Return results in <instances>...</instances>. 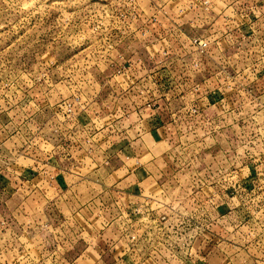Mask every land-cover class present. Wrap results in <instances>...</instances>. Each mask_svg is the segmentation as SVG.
<instances>
[{
  "label": "rangeland",
  "instance_id": "obj_1",
  "mask_svg": "<svg viewBox=\"0 0 264 264\" xmlns=\"http://www.w3.org/2000/svg\"><path fill=\"white\" fill-rule=\"evenodd\" d=\"M120 106L156 183L123 198L71 175ZM0 264H264V0H0Z\"/></svg>",
  "mask_w": 264,
  "mask_h": 264
},
{
  "label": "crops",
  "instance_id": "obj_2",
  "mask_svg": "<svg viewBox=\"0 0 264 264\" xmlns=\"http://www.w3.org/2000/svg\"><path fill=\"white\" fill-rule=\"evenodd\" d=\"M98 99V97H97ZM96 101L91 102L92 104H95ZM120 113L118 114L117 118L115 116H112L111 120H115L114 123H111V120L109 121H105V119L107 120V118H109L110 116H105L106 118L101 119L102 123H100V125H98L96 127L97 130H99L101 132V136H105L107 131H113V139L114 142L110 143L111 140H108L110 144L108 145H112V148L114 151L117 150L116 156L120 157L119 159L115 158L112 160L109 159L107 160L106 158V154H104L105 148H106V143H105V139H103L102 141L98 142V145H101V148L99 149V153L100 156L97 155V157L95 156V160H86L84 159V157L82 155H79V161H73V164H77V168L80 169H76L74 170V172L71 173V175H75V176H82L84 171H82L85 168H90L92 170H98L100 167H104L106 165V162H109V165H112L115 169L112 173V179L114 180V184H117L118 187L116 188L115 192H118L120 197H125V196H129L131 195V193L133 192V190H136V192H144V193H148V192H152L153 191V186L156 184H154V161H152V157L149 159H146L145 156H142V154H139V158L137 157V154H135V150L134 147L136 148V145H134L133 143H136L135 140H131L130 138V131L134 130L133 126H123L120 124L122 118L121 116L124 114V111L121 109L120 106ZM121 118V119H120ZM107 122V123H106ZM98 131V132H99ZM145 131V130H144ZM156 130H149L148 132L145 131L144 134L146 135H152V132H155ZM97 132V133H98ZM143 132V131H142ZM132 133V132H131ZM108 134V132H107ZM126 137V141H123V138ZM87 145L80 143L77 145L76 150L74 151L76 153V151L78 153L81 154V152L79 151H85L87 152L84 148H86ZM144 148L147 149V145H144ZM111 148H107V150H110ZM137 151H139L140 149L136 148ZM143 149V146L141 147V150ZM90 150V149H88ZM151 150L148 148V151ZM129 152L131 154H135L137 159L135 158L134 155L132 156H127L125 157L124 155ZM145 152V151H144ZM91 155V154H90ZM93 156V155H91ZM94 157V156H93ZM157 160H155L156 162ZM72 164V165H73ZM51 167V166H50ZM53 171V170H52ZM41 175V174H40ZM42 177V175H41ZM39 178L36 176L33 177H29L27 176V178H29L28 180H24L22 179V182H24V185H26L25 183L28 181L30 182V180L32 181H39V183H36V185L34 187V192H38L41 193L43 192V188L44 185H46L47 187L51 186V189L55 188V187H61L64 190V194H67L69 188L67 187V181L65 180L66 178H68V176L61 174V172L59 171H53L51 173V170L47 171L46 177L44 178ZM100 186H104L105 184V176L102 177H97V180L94 182ZM67 185V186H66ZM116 185V186H117ZM31 186V189L33 188ZM138 188V189H136ZM22 191V193H27L26 189H22L20 188ZM53 190L49 191V193H52ZM124 194V195H122ZM134 196V195H133ZM135 197V196H134Z\"/></svg>",
  "mask_w": 264,
  "mask_h": 264
},
{
  "label": "built area",
  "instance_id": "obj_3",
  "mask_svg": "<svg viewBox=\"0 0 264 264\" xmlns=\"http://www.w3.org/2000/svg\"><path fill=\"white\" fill-rule=\"evenodd\" d=\"M191 43L194 49L199 48L202 52L207 51L209 47L208 40L202 36H192ZM69 109H71V107H69Z\"/></svg>",
  "mask_w": 264,
  "mask_h": 264
}]
</instances>
